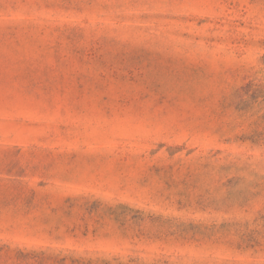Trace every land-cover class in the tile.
Instances as JSON below:
<instances>
[{"label":"rangeland","instance_id":"374dc122","mask_svg":"<svg viewBox=\"0 0 264 264\" xmlns=\"http://www.w3.org/2000/svg\"><path fill=\"white\" fill-rule=\"evenodd\" d=\"M0 264H264V0H0Z\"/></svg>","mask_w":264,"mask_h":264}]
</instances>
